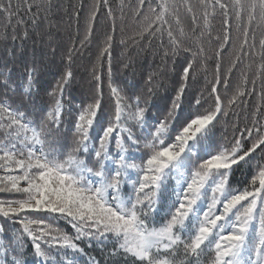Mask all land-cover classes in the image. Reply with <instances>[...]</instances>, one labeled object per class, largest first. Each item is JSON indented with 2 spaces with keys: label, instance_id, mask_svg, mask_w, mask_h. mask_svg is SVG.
Returning <instances> with one entry per match:
<instances>
[{
  "label": "snow or ice",
  "instance_id": "6c2138e0",
  "mask_svg": "<svg viewBox=\"0 0 264 264\" xmlns=\"http://www.w3.org/2000/svg\"><path fill=\"white\" fill-rule=\"evenodd\" d=\"M100 2L93 0L88 8L81 48L95 32ZM103 3L114 21L108 0ZM181 8L191 15L187 30ZM51 9V0H0V17L5 28H13V45L20 39L23 48L28 23L35 28L40 14L47 20ZM83 10L81 5L77 19ZM133 15L140 23L128 38L133 46L146 40L151 48L158 40L162 52L155 54L165 62L169 56L178 62L186 54L179 69L173 65L176 80L159 98L163 108L157 106L151 75L147 97L126 94L114 80V23L99 49L100 70L93 65V93L86 103L72 98L75 46L62 71L35 58L17 60L15 47L0 57V193L9 194L0 199V217L20 226L9 237L0 225V264H264V126L256 127L257 116L255 136L253 128L245 127L232 141L213 145L219 117L247 94L237 88L227 106L219 95L220 59L232 45L233 18L243 39L229 74L248 55L244 49L253 22L264 24V0H198V8L190 0H137ZM217 15L222 30L215 36V82H206L215 103L205 107L203 92L188 96L189 80L195 78L198 61L208 70L203 38H211ZM18 27L22 36L15 34ZM189 39L191 45L185 43ZM120 43L127 47L124 39ZM259 43L264 50V38ZM46 71L53 76L47 86L41 81ZM260 72L264 74V63ZM42 90L49 98L47 107L38 101ZM66 122L70 126L62 128ZM238 173L247 174L234 186ZM56 220L73 231L55 227L50 221ZM28 240L31 261L25 259ZM92 248L99 249L100 257L88 251Z\"/></svg>",
  "mask_w": 264,
  "mask_h": 264
},
{
  "label": "trees",
  "instance_id": "16d2710c",
  "mask_svg": "<svg viewBox=\"0 0 264 264\" xmlns=\"http://www.w3.org/2000/svg\"><path fill=\"white\" fill-rule=\"evenodd\" d=\"M93 0H51L52 9L48 15L47 20L44 18V13L40 14L38 25L33 28L31 23H28L27 30L29 38L23 41V48H21L22 41L17 39L13 45L12 36L13 28H5V21L0 17V57H6L7 50L15 47L17 60L21 57L32 60L35 58L38 62L42 61L44 64L52 66L53 71H62L67 64V54L69 49H77L73 55L71 64L74 73V81L72 88V98L74 103L87 102L92 93L93 88L91 71L93 65L97 63V56L99 49L106 33L112 32L113 23L115 24V43L112 49V74L114 80L118 85L124 89L126 94L141 95L147 97L148 95V79L151 75L153 78L152 87L157 90L156 102L159 108H163L164 102L159 99L170 92L176 80V74L173 72V65L176 64L179 69L180 64L185 63V53H181L177 61L169 56L167 61L162 58V55L155 54L157 51L162 52L159 48V41H154L151 48L147 47V41L141 43L140 47L133 46L128 39L139 30L140 23L133 15V10L137 6V0H108L111 6L115 20L108 17V9L104 6L103 0L100 2V13L95 23V32L91 41L84 47H80V41L85 34V16L89 6ZM177 4H182L183 0H176ZM14 4H22L23 0H13ZM194 6L198 8V0H190ZM84 6V10L80 13L77 19L76 12L80 11V6ZM23 15V13H21ZM199 15V12H198ZM181 23L186 27L191 25V15L186 12L185 8L180 9ZM173 28H177L174 20H171ZM232 30V45L228 51L223 53L220 59L221 63V83L219 85V95L225 106L232 98L237 88L244 89L246 95L239 97L236 104L231 106L227 116L221 115L219 117L220 123L216 125L215 136L213 138V145L219 146L232 141L233 136H239L240 131L245 127L253 128V136L256 135L255 128L253 127V120L258 116L259 123L256 127L264 126V74L260 72V66L264 63L262 56L264 50L260 47V40L264 38V24L253 22L251 31L248 38V47L244 49L248 55L241 57L240 61L236 63V67L231 74L228 73L234 56L233 53L238 51L239 43L243 39L242 33L235 29V20L233 18ZM222 17L217 15L212 22L211 38L207 35L203 38L204 48L209 59L207 60V72L201 69L199 61L194 65L195 78H190L188 96L195 98L201 92L207 101L205 107L210 105L214 106V97L209 96L211 83L215 82V69L217 64L216 50L218 42L215 36L221 33L222 30ZM247 25V21H244ZM23 29L17 28L16 35L22 36ZM7 35V40L3 39ZM253 36L255 37V48L253 44ZM121 39L127 42V47L121 44ZM209 40L211 42L209 43ZM165 39V43H166ZM186 44L191 45L192 40H186ZM52 49H55V55H52ZM143 49V50H141ZM125 65H128L125 67ZM108 58H103V90L104 102L107 107L110 100L108 89ZM227 76V85L224 83V77ZM53 76L50 72H44L41 76L42 83L47 86V82L52 81ZM253 81L255 83H253ZM254 89V90H253ZM67 102V97H65ZM38 101L45 107L48 105L49 98L42 90L38 96ZM259 110V111H257ZM255 114V115H254ZM67 121V118H66ZM66 124L62 126L68 127ZM247 135V133H245ZM71 133H68V141L70 143ZM259 159V153L257 154ZM247 173H238L234 178L233 184L236 186L237 181H242ZM243 186L242 184L240 185ZM9 198V194L0 193V199ZM55 227H59L63 231L72 232L71 226L63 220L50 221ZM0 225L6 229V233L11 237L13 230L18 229V224H13L12 221H6L4 217H0ZM87 247L86 245H84ZM88 251L100 257L99 249L92 248ZM26 256L25 259L31 261V241L28 240L25 246ZM82 260H87V257H82ZM103 264V262H102Z\"/></svg>",
  "mask_w": 264,
  "mask_h": 264
}]
</instances>
